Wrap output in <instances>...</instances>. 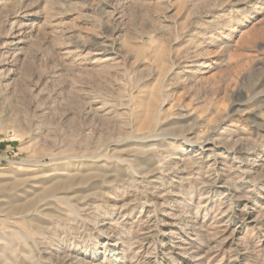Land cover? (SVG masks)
Masks as SVG:
<instances>
[{
    "label": "rangeland",
    "instance_id": "374dc122",
    "mask_svg": "<svg viewBox=\"0 0 264 264\" xmlns=\"http://www.w3.org/2000/svg\"><path fill=\"white\" fill-rule=\"evenodd\" d=\"M0 203V264H264V0H0Z\"/></svg>",
    "mask_w": 264,
    "mask_h": 264
},
{
    "label": "bare ground",
    "instance_id": "6f19581e",
    "mask_svg": "<svg viewBox=\"0 0 264 264\" xmlns=\"http://www.w3.org/2000/svg\"><path fill=\"white\" fill-rule=\"evenodd\" d=\"M149 113V112H148ZM184 118V117H183ZM151 121H156V119L155 118H153V117H150L149 116V120H148V122L150 123ZM66 171V170H65ZM70 172H72L71 170H67L66 172H61L60 174H58V177L56 178V179H61V180H63V181H65L63 184H64V186H67V188H70L73 184H74V182H75V179H77V178H74L75 176H73V175H71L70 174ZM58 173V172H57ZM37 174V173H36ZM55 174H56V172H55ZM35 175V174H34ZM73 176V177H72ZM36 178V177H35ZM54 179V178H53ZM53 179H50L49 181H51V180H53ZM41 180V179H40ZM32 181V180H31ZM30 182V181H29ZM32 183H34V182H32ZM37 183V182H36ZM30 184V183H29ZM29 187V186H28ZM66 188V187H65ZM28 189V188H27ZM25 192V191H24ZM27 194V193H26ZM24 195V194H23ZM46 195V194H45ZM45 195H43V196H45ZM27 196V195H26ZM38 196H40V195H38ZM43 196H41V197H39V199H38V201L35 203L36 205H38L37 207H36V209L38 210V207H39V204L43 201V200H41V199H43ZM49 196H51V194L49 195ZM52 196H54V194L52 195ZM55 197V196H54ZM58 197V196H57ZM34 198V197H33ZM36 198V197H35ZM60 199V198H59ZM1 204V203H0ZM43 204H41V206H42ZM29 206V205H28ZM13 207V206H12ZM16 207V206H15ZM14 207V208H15ZM2 208V207H1ZM31 208V207H30ZM18 209V208H17ZM29 209V208H28ZM28 209H23V210H28ZM35 210V209H34ZM36 210V211H37ZM43 210V209H42ZM17 211H19V210H11V214H14L15 212H17ZM22 211V210H21ZM20 211V212H21ZM40 211V210H39ZM38 211V212H39ZM31 213V212H30ZM36 213V212H35ZM10 214V213H9ZM16 215V214H15ZM31 216V215H30ZM13 217H14V215H13ZM26 217V216H25ZM29 218V217H28Z\"/></svg>",
    "mask_w": 264,
    "mask_h": 264
}]
</instances>
